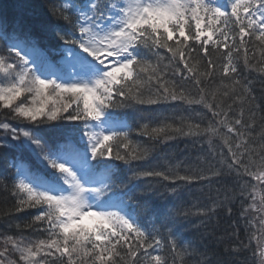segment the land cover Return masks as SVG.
Instances as JSON below:
<instances>
[{"label":"snow or ice","instance_id":"1","mask_svg":"<svg viewBox=\"0 0 264 264\" xmlns=\"http://www.w3.org/2000/svg\"><path fill=\"white\" fill-rule=\"evenodd\" d=\"M15 7L12 19L0 13V192L16 198L9 213L37 214L0 231V264H247L253 239V264H264V0ZM176 101L203 105L207 127L184 132V120L207 119L194 110L180 127L167 123L164 106ZM136 130L149 140L220 136L207 155L221 167L141 168L149 149L132 147ZM204 182L221 188L189 204L185 194ZM221 214L235 215L216 237L223 256L184 240L191 216L192 229L215 237Z\"/></svg>","mask_w":264,"mask_h":264},{"label":"trees","instance_id":"2","mask_svg":"<svg viewBox=\"0 0 264 264\" xmlns=\"http://www.w3.org/2000/svg\"><path fill=\"white\" fill-rule=\"evenodd\" d=\"M39 4L38 5H43L44 0H36ZM256 60L257 62L260 60V49L257 46L256 49ZM258 67L264 66L257 64ZM203 70V69H201ZM248 69L244 70V75L248 76ZM258 75L255 70L252 71V75L248 76L250 80L254 79V77ZM220 81L219 79L215 80L212 82V89L216 90L218 92H222L223 90L220 89ZM225 84L229 83L228 81H224ZM255 87L257 90L253 93L257 97L260 96L261 93V85L258 81L255 82ZM198 99L199 97H193L189 96V99ZM258 104L260 103L259 99L256 101ZM228 104H231L232 101L228 100ZM175 110L174 113L172 110ZM201 113L202 115H206L207 119L204 120V122H201L200 119L197 118H192V119H186L183 121V126H184V132L188 133L189 128L187 125H195V124H200L201 128H205L208 125V120L211 119L210 113H207V110L203 107V105H189L186 102H181V101H176V102H171L170 105L164 106V114L173 116L174 119H170L167 121V123L172 124L173 127H180L181 122L180 118L183 117H188L192 111ZM264 115V113H257V120H259V116ZM147 123V121H145ZM162 124H152L151 127H162ZM192 132H196V129L193 127ZM170 135H173L174 138L170 140H165L163 138V134L158 136L157 138L153 140H149L148 136H141L139 131L136 130L134 133V142L132 147L135 148H147L149 149V154H148V161L147 163L145 162H139L141 165V168H146L148 167L149 164H157V163H162L166 164L167 166L174 167L177 166L178 164L181 166L188 165V166H193L198 169H207L209 165H211L213 168L218 169L221 167L220 160L221 158L217 155L215 158L207 155V148H208V142L211 139L213 145H219L223 143V140L220 136H207L205 135L203 140H199L197 136L194 135H179L175 134L172 132H169ZM185 137V140L189 141H179V138ZM175 140H178L180 142V146H177L175 144ZM184 141V140H183ZM195 141V142H194ZM182 142V143H181ZM201 146V147H200ZM203 148V153L201 149ZM197 152V156L193 153ZM217 153L220 151L219 148L216 149ZM183 174V173H182ZM205 175H209L210 173L204 172ZM229 187H231V183L228 184ZM193 188H196V192L193 191L191 195L185 194L184 199H192L194 196H204L206 194V191H210L211 195H215L216 189L221 188V185L218 183H213L211 186H207V182H204L203 184H195ZM10 193H4L0 192V231H3L8 223L11 224H24L29 222L33 215L30 212V209H25L23 212H14L12 211L9 213L10 209H13L16 205V198L14 200H11ZM5 197H7V201L5 202ZM239 205H237V208ZM190 223H187L191 226V224H196V222L192 219L198 220V217L191 216L190 218ZM230 222V221H228ZM227 222V223H228ZM224 228V227H223ZM222 229H217L215 230V237L210 236V235H204L202 236L201 233L204 232V230H201L200 235L201 239L197 241L201 246L207 245L210 249H213L216 251V253L220 256L224 255V246L219 245L216 243V237L221 236L222 234ZM241 228V238L244 240L246 243L247 241V235L246 232H244V228ZM27 232V230H25ZM212 231V230H209ZM11 234H16V230L13 229V231L10 232ZM245 257L247 258V264H253V260L250 262V256H247L246 253L240 257V261H244Z\"/></svg>","mask_w":264,"mask_h":264},{"label":"bare ground","instance_id":"3","mask_svg":"<svg viewBox=\"0 0 264 264\" xmlns=\"http://www.w3.org/2000/svg\"><path fill=\"white\" fill-rule=\"evenodd\" d=\"M14 1H16V0H14ZM32 2L35 3V4H39L36 0H32ZM4 10H6L5 7H0V13L4 12ZM2 14H3L4 16H6V17L9 19V14H8V13H2ZM19 14H20V13H17V14H15V16H17V15H19ZM15 16H14V17H15ZM256 90H257V88H256ZM183 140H184V141H183ZM179 141L185 142V141H189V140H185V137H181V138H179ZM179 141H178V140H175V144H176L177 146H180V145H181ZM182 142H181V143H182ZM200 147H201V146H200ZM202 149H203V148H202ZM202 149H201V151H202ZM191 153H193V154H195V155L197 156V152L195 153V152L191 151ZM202 153H203V151H202ZM187 166H188V165H185V167H187ZM196 184H197V183H196ZM194 185H195V184H193V186H194ZM193 186H192V187H193ZM193 191L196 192V188H195V189L193 188ZM209 195H211V192L207 190V191H206V194H205L204 196H200V197H198V196L196 195V196H194L192 199H185V200L188 201L189 204H193V203H196V202H197V199H198V198H199L200 200H204V199H205L207 196H209ZM9 196H10L11 200H14V197H12L11 194H9ZM192 211L195 213L196 209L193 208ZM193 216L197 217L196 215H193ZM192 220H194V221L196 222V224L199 223L198 220H195V219H192ZM215 220H218V221H219V227L216 228L215 230H217V229H222L228 221L231 222V220H235V215H234L233 217H231V220H229L228 217H226V216H224L223 214H221L220 216L216 217ZM215 220L213 221V224H215ZM185 227L187 228L186 231L183 230V229L181 230L182 233H183V238H184L185 241H187V240H192V241L197 242V241H199V240L201 239L200 232H201V230H204L203 228H201L200 231L197 232V231H195L194 229H192L191 226H190L189 224H187V223H186ZM240 227L244 228L243 222H241ZM256 227H258V225L254 226V228H253L254 231H255V228H256ZM209 230H213L212 225L209 226ZM256 235L259 236L260 233L257 232ZM33 238L35 239L36 237H33ZM246 243H248V240L246 241ZM256 245H257V240H256V239H253V240L251 241L250 247H249L248 250L246 251V255H247V256H252V257H253V251H254V250L256 251L257 256L259 255V250L256 248ZM160 254H161V253H160ZM162 255H163V254H162Z\"/></svg>","mask_w":264,"mask_h":264},{"label":"rangeland","instance_id":"4","mask_svg":"<svg viewBox=\"0 0 264 264\" xmlns=\"http://www.w3.org/2000/svg\"><path fill=\"white\" fill-rule=\"evenodd\" d=\"M15 4H16V1L14 0H0V7H5L6 9L2 13H8L9 19H12L15 16V14L19 13V10L15 7ZM85 220L91 221L89 219H85Z\"/></svg>","mask_w":264,"mask_h":264}]
</instances>
